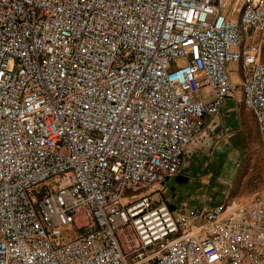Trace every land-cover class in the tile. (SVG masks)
I'll return each mask as SVG.
<instances>
[{
	"label": "built area",
	"instance_id": "1",
	"mask_svg": "<svg viewBox=\"0 0 264 264\" xmlns=\"http://www.w3.org/2000/svg\"><path fill=\"white\" fill-rule=\"evenodd\" d=\"M237 89L264 146V0H0V264H264V194L153 197Z\"/></svg>",
	"mask_w": 264,
	"mask_h": 264
},
{
	"label": "rangeland",
	"instance_id": "2",
	"mask_svg": "<svg viewBox=\"0 0 264 264\" xmlns=\"http://www.w3.org/2000/svg\"><path fill=\"white\" fill-rule=\"evenodd\" d=\"M231 78L238 83L240 71L236 65H231ZM234 101L229 100L228 106H233L232 123L235 128L232 133V144L237 151L238 170L231 185L229 199L249 201L255 194H264V146L261 142L259 129L254 114L246 109L240 102V92L237 89ZM190 170H188V174ZM166 191L153 194L155 199H165L176 208L179 215L191 210H202L216 205L223 200L219 191L214 187L206 186L197 179L178 180L177 177L169 179ZM154 188L141 191L134 195H126L124 202L129 203L138 200L143 195L151 194ZM223 203V202H222Z\"/></svg>",
	"mask_w": 264,
	"mask_h": 264
},
{
	"label": "crops",
	"instance_id": "3",
	"mask_svg": "<svg viewBox=\"0 0 264 264\" xmlns=\"http://www.w3.org/2000/svg\"><path fill=\"white\" fill-rule=\"evenodd\" d=\"M230 100L235 103L234 99ZM228 101L217 117L205 118L194 131V142L188 148L180 173L175 176L184 180L197 179L206 186L216 188L223 197V200L216 205L230 200L231 185L239 166L237 151L232 144L231 137L236 127L234 122L232 123V120H234L232 118L233 106H228ZM230 111L231 115L229 114ZM188 170L192 175H186ZM173 178H170V180ZM168 180H165L163 184H166ZM162 187L161 189L154 188L153 192L159 189L165 192L166 187L163 188L164 190H162ZM156 200L160 201L159 199ZM161 202L168 204L172 210L176 211L175 206L166 199Z\"/></svg>",
	"mask_w": 264,
	"mask_h": 264
},
{
	"label": "trees",
	"instance_id": "4",
	"mask_svg": "<svg viewBox=\"0 0 264 264\" xmlns=\"http://www.w3.org/2000/svg\"><path fill=\"white\" fill-rule=\"evenodd\" d=\"M178 180H184V179H182V178H178Z\"/></svg>",
	"mask_w": 264,
	"mask_h": 264
}]
</instances>
